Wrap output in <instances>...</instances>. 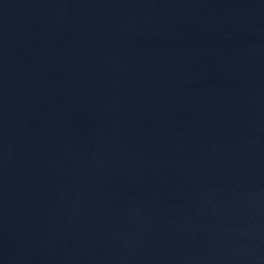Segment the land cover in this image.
<instances>
[{
	"label": "water",
	"instance_id": "95a60500",
	"mask_svg": "<svg viewBox=\"0 0 264 264\" xmlns=\"http://www.w3.org/2000/svg\"><path fill=\"white\" fill-rule=\"evenodd\" d=\"M0 264H264V0H0Z\"/></svg>",
	"mask_w": 264,
	"mask_h": 264
}]
</instances>
